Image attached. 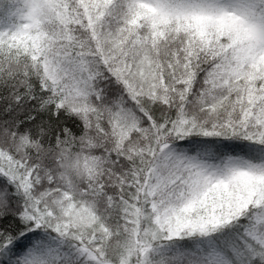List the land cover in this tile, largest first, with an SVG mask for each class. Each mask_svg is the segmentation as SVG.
Instances as JSON below:
<instances>
[{"label":"snow or ice","instance_id":"1","mask_svg":"<svg viewBox=\"0 0 264 264\" xmlns=\"http://www.w3.org/2000/svg\"><path fill=\"white\" fill-rule=\"evenodd\" d=\"M0 264H264V0H0Z\"/></svg>","mask_w":264,"mask_h":264}]
</instances>
